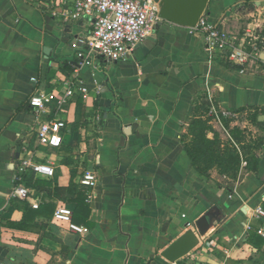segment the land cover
<instances>
[{
  "label": "crops",
  "instance_id": "crops-1",
  "mask_svg": "<svg viewBox=\"0 0 264 264\" xmlns=\"http://www.w3.org/2000/svg\"><path fill=\"white\" fill-rule=\"evenodd\" d=\"M74 3L0 0V264H180L162 252L187 230L198 234L195 223L204 214L211 227L198 234L184 264H264L258 233L264 219L253 216L264 208V146L257 171L242 169L229 179L216 170L209 177L196 171L180 140L201 93L212 100L214 114L216 105L224 115L244 109L231 125L264 135V125L244 117L264 110V54L242 71L226 55L210 52L203 33L163 20L125 60L86 56L89 63L81 64L95 18L67 17ZM248 8L246 28L232 31ZM263 13L264 0H208L204 15L240 39L249 27L264 34ZM67 82L86 86L88 93L50 115L66 122L64 143L41 150L36 160L50 164L54 176L20 174L21 146L30 138L34 143L31 129L38 119L29 98L35 91H60ZM213 126L227 135L219 119ZM87 168L96 171L99 184L92 200L86 197L90 224L75 222L72 214L88 230L79 233L54 219L57 207L73 211L74 204L47 188L68 186L73 171L81 189ZM17 185L30 190L28 199L13 196ZM33 202L39 204L34 209L53 205L50 217L33 219L47 223V230L33 222L27 229L10 226L23 219L24 203Z\"/></svg>",
  "mask_w": 264,
  "mask_h": 264
},
{
  "label": "built area",
  "instance_id": "built-area-1",
  "mask_svg": "<svg viewBox=\"0 0 264 264\" xmlns=\"http://www.w3.org/2000/svg\"><path fill=\"white\" fill-rule=\"evenodd\" d=\"M159 12L160 7L155 0H75L73 10L66 12L67 17L80 19L84 15H93L95 18L92 31L85 41L82 40L86 49L79 54L81 64L89 63L85 60L86 56H102L109 62L125 60L151 35L156 25L163 21ZM189 28L204 34L206 48L210 52L226 55L242 71L264 54V34L257 32L255 28L249 27L243 37L238 39L231 36L222 25L211 22L204 14L194 27ZM87 93L86 86L75 82H67L66 87L60 91L33 93L29 98V105L38 118L37 124L31 129L35 141L32 143L31 138L23 141L22 156L17 165L20 174L31 170L38 175L54 176V168L50 164L36 160L41 150L59 148L64 143L63 129L66 122L51 119L50 115L62 111L76 95ZM212 112H215L214 108ZM225 115H229V112H225ZM79 184L87 201H91L94 197L93 190L99 184L96 171L87 168L79 178ZM29 195L30 190L24 185L14 188L13 196L26 200ZM32 207L38 208V202H33ZM72 214V209L62 205L56 208L54 219L66 222L72 231L87 232V228L72 221ZM253 216L264 219V208L257 207ZM187 225L191 223L188 222ZM258 233L264 238V226L258 229Z\"/></svg>",
  "mask_w": 264,
  "mask_h": 264
},
{
  "label": "trees",
  "instance_id": "trees-1",
  "mask_svg": "<svg viewBox=\"0 0 264 264\" xmlns=\"http://www.w3.org/2000/svg\"><path fill=\"white\" fill-rule=\"evenodd\" d=\"M193 107V116L188 123L186 133L180 136V140L194 169L208 177L211 171L216 170L218 174L229 179H237L242 169L257 171L260 153L264 146V135L253 132L246 126L231 125L234 119H237L233 117L234 114L237 115L245 110H234L230 111L229 115H224V111L216 105V114H214L210 111L213 105L207 93L199 94L194 99ZM261 114H264V110L255 108L247 112L246 118L252 125L262 126L264 122L259 121ZM215 118L219 119L225 128L227 133L225 137L213 126ZM210 134L212 136H209ZM74 176L72 171V180L68 186H53L47 188V191L74 204L75 222L81 223V220H86V223L90 224L87 222L90 210L86 203V194L74 183ZM23 210V219L20 222H9L10 226L27 229L37 215L44 214L50 217L54 207L46 205L34 209L28 203H24ZM33 223L41 229L48 228L47 223ZM182 260H178L180 264H184Z\"/></svg>",
  "mask_w": 264,
  "mask_h": 264
},
{
  "label": "water",
  "instance_id": "water-1",
  "mask_svg": "<svg viewBox=\"0 0 264 264\" xmlns=\"http://www.w3.org/2000/svg\"><path fill=\"white\" fill-rule=\"evenodd\" d=\"M160 7V16L180 26L194 27L204 14L208 0H155ZM97 82H101L100 76L95 75ZM259 121L264 122V114L259 116ZM197 232L205 235L211 227V220L208 214H204L196 221ZM198 234L193 229L187 230L177 238L163 252L162 256L171 262L178 261L193 251L198 243Z\"/></svg>",
  "mask_w": 264,
  "mask_h": 264
},
{
  "label": "rangeland",
  "instance_id": "rangeland-1",
  "mask_svg": "<svg viewBox=\"0 0 264 264\" xmlns=\"http://www.w3.org/2000/svg\"><path fill=\"white\" fill-rule=\"evenodd\" d=\"M250 12H249V8H248V10L247 9H245V10H243L242 12H240V14L238 15V19H237V23H235V24H232V31H234V32H242L245 28H246V26H247V22H248V20H249V18H250ZM254 17H258L257 16V11H255L254 10ZM262 20H263V24H264V13L262 14ZM264 30V29H263ZM244 33H245V31H244ZM245 118H246V116H244ZM242 118V116L239 118V123H243L244 124V122H243V120H245V118ZM263 133V132H262Z\"/></svg>",
  "mask_w": 264,
  "mask_h": 264
}]
</instances>
